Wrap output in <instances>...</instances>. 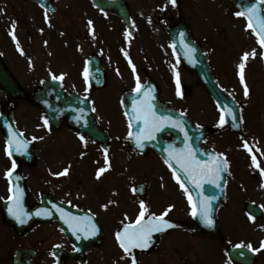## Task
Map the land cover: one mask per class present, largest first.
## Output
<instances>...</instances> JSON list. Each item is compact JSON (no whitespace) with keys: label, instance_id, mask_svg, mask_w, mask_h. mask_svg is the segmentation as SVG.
I'll return each instance as SVG.
<instances>
[{"label":"flooded vegetation","instance_id":"af4514ba","mask_svg":"<svg viewBox=\"0 0 264 264\" xmlns=\"http://www.w3.org/2000/svg\"><path fill=\"white\" fill-rule=\"evenodd\" d=\"M41 1L0 0V60L4 65L0 73V264H14L16 258L18 264H132V256L138 264H235L227 248L237 243L251 244L253 264H264V163L255 148L250 146L249 152L241 145L228 144L225 136L212 146L227 159L229 174L226 201L217 213L219 233L211 236L195 231L187 195L168 166L152 151L141 154L124 146L122 130L107 129L110 101H118L121 91L134 89L137 78L141 84L154 80L160 91L169 92L167 101L186 110V98L177 95L172 72L187 70L178 62L166 31L174 28L179 12L185 15V4L180 0L175 7L169 0H114L104 8L94 0ZM221 1L230 6L225 4L226 17L221 25L211 23L200 39L208 45L216 31L226 26L224 38L230 37L239 48L250 33L231 2ZM13 22L23 55L9 34ZM86 67L88 82L83 75ZM61 74L63 80L52 79ZM125 76L133 81L125 82ZM4 88L11 91L5 93ZM58 89L84 97L81 102L90 105L88 113L97 124L101 142L87 136L81 141V135L64 120L57 130L44 125L41 103L55 102L50 96ZM37 96L45 98L34 101ZM9 126L29 142L26 152L6 154ZM61 131L68 133L66 138H60ZM103 131L109 136L106 140ZM105 149L110 167L97 179L98 169L106 167ZM253 154L259 167L253 165ZM13 160L17 167L12 181L23 189V207L31 214L24 224L8 211L10 185L5 174ZM65 168L67 175H56ZM137 186L144 194L132 191ZM240 198L260 206L263 215L255 219L245 214L237 230L233 202ZM141 200L146 204L145 218L172 206L165 219L180 226L161 232L153 248L125 254L116 233L135 221ZM54 202L64 204L59 208L72 216L91 217L96 235L74 233L65 222L44 221L35 215L41 209L61 215Z\"/></svg>","mask_w":264,"mask_h":264},{"label":"snow or ice","instance_id":"6c2138e0","mask_svg":"<svg viewBox=\"0 0 264 264\" xmlns=\"http://www.w3.org/2000/svg\"><path fill=\"white\" fill-rule=\"evenodd\" d=\"M169 3L175 7L176 0H169ZM261 5H264V0H259V3H253L252 6L247 7L244 11H237L235 15L237 17H246L247 24L246 30L252 29L254 34L258 38V43L261 47H264V14L261 11ZM91 24V21H89ZM13 41L16 43L18 51L23 55V49L20 47L19 40L15 35V22L12 23L11 30L9 32ZM126 35H128L126 33ZM181 43L184 44L185 48V56L191 60L192 53L195 51L188 44L184 43V33H180ZM47 43V42H45ZM175 48V45L172 46ZM127 55V53H125ZM252 57H255V50L251 53ZM242 62L238 64L239 69V78L241 83L244 85V95L247 97L249 95V89L247 84L245 83V67L246 62L249 60V53L245 52L241 58ZM133 71H135V66L133 65ZM84 79L86 82L89 81L90 73L88 68L86 67L84 70ZM63 74L59 77L53 75V80H63ZM176 84H177V95H181L180 93V79L179 73H176ZM142 85L137 78L136 87L134 89L138 94L141 93ZM144 100H142L139 104L133 105V115L137 121H141L143 123V128L137 133L129 132V137L135 136L136 143L139 147H143L144 141H152L156 139V134L162 132L165 127L171 126L174 128H179L181 131H184L182 122L179 120H173L171 116L168 115H159L157 110L152 103L154 97L151 95L150 90H146L143 93ZM83 112V109L80 110ZM95 111V109H93ZM227 116L231 117L233 120V127H236V114L232 108H227ZM79 120L80 117H77ZM227 123L225 118V112L222 109L219 126L223 127ZM44 125H48V120L44 119ZM9 134L10 139L7 141L6 145V154L11 157L13 155V150L16 152H26L28 147V141L21 139L22 133L17 134L12 130L11 126H9ZM81 141H85V137L81 135L79 137ZM33 140L37 139L36 137L32 138ZM184 139L185 141H190V137L186 131H184ZM243 147L248 149L249 152L252 151L249 146L248 141H244ZM168 152V156L165 160V163L168 164L170 168L173 170L174 178L180 184V187L183 189L185 194L187 195V199L189 205L191 207L190 215L195 217H199L207 226H212L214 223L212 219V208L211 201L215 200L217 197H207L204 196L202 199L194 200L193 195L189 191L187 184L193 185L195 188L200 189L203 187L204 182H208L216 185V187H220L219 181L223 178L222 173L228 171V161L224 158L223 154H219V156H214L211 161H202L197 158L196 150L192 148L190 143H187L186 146L182 149H175L169 146L166 149ZM264 155V153H262ZM175 162L178 167H174L172 162ZM252 162L255 167H259V162L257 161V157L255 154L252 155ZM105 165L106 167H101L97 171V179L108 170L110 167V162L107 157V149H105ZM17 165L15 160L12 163V169L6 172V177L9 179V193L8 197L11 202V206L9 207V213L21 224L27 222V219L30 218V213H28L23 207V189L19 187L18 184H13L12 177L13 172L16 169ZM69 169L65 168L62 172L57 173L56 175H67ZM262 175H264V169H261ZM179 173H183V175L187 179H182ZM16 180H19V177H16ZM132 191L135 193L137 191H142L141 188L134 187ZM57 212L61 214V219L67 223L74 233L78 231H83L86 236L88 235H96L97 228L96 225L92 222V218L88 217L86 219L77 218L72 216L71 214L64 212L63 209L59 208L57 205H53ZM105 208L107 205L104 206ZM140 212L134 224L126 225L122 231H118L116 233V239L119 243V246L124 251L125 254H130L132 249H147L150 247L152 242V236L154 233L164 232L174 225L165 217L168 216V213L172 210V206H169L165 211L159 215L155 213H151L148 215L147 219H145L146 214V204L143 200L139 202ZM51 212L48 209L38 210L35 215L36 216H51ZM252 218V217H250ZM237 247H244L243 245H238ZM247 248L251 249V244L246 245ZM261 248H264V241L261 242ZM258 251V250H256ZM54 254V253H53ZM123 258V257H122ZM132 264H138L135 256H132Z\"/></svg>","mask_w":264,"mask_h":264},{"label":"rangeland","instance_id":"374dc122","mask_svg":"<svg viewBox=\"0 0 264 264\" xmlns=\"http://www.w3.org/2000/svg\"><path fill=\"white\" fill-rule=\"evenodd\" d=\"M187 1V0H184ZM188 3V2H187ZM203 3V1H202ZM197 7V9H196ZM206 9V8H205ZM187 19L190 23L196 25L193 26L197 35H199L198 30L201 26H204V16L202 11L199 10L198 6H187ZM218 12L221 14L222 18L224 17V11L218 5ZM215 15V14H214ZM207 23V22H206ZM226 26H221L222 32L215 36L214 42H211V45H214L213 50V64L215 66L214 74L216 76L219 84L231 95H233L241 104H242V115L243 118L246 119V126L248 124L247 130H245V137L249 144L253 146L257 151H259V155L264 150V81L262 79V73L260 70V63L257 57H252L250 55L253 50L257 53L259 50L258 45L256 46L255 41L250 40H242L239 44L240 47L236 48L234 46L233 41L230 37H227L228 40L224 37L227 36V32L225 31ZM221 35V37H220ZM217 38V39H216ZM222 38V39H221ZM222 41V42H221ZM219 43V45H218ZM223 43V44H222ZM218 47H216L217 45ZM230 46V49H226V45ZM224 45V46H223ZM247 47V48H246ZM245 48V49H244ZM241 50H248L249 55L251 56V67L245 70V83L249 89V95L245 97L244 95V85L241 83L239 78V69H233L231 67V62L235 59L238 52ZM241 53V52H240ZM258 54V53H257ZM249 56V57H250ZM179 79L187 83L191 87V93L187 96L184 101L187 104V107L191 113V115L197 118L200 122L212 123L215 120L216 108L209 97V95L205 92L204 89L198 85L195 81L192 74L189 72L183 71L179 73ZM169 92H166L164 89L162 90V94H165L162 97L169 98ZM109 94V93H108ZM110 97V95H109ZM164 98V99H165ZM110 101V100H109ZM112 105V111L115 113V121L119 126H123V130H126V121L123 116H121V111L119 105H117V101H110ZM192 108H197V111H193ZM189 113V114H190ZM255 116L256 118L253 119ZM109 116V113H108ZM253 119V120H252ZM251 121H253L251 125ZM252 129V131H251ZM60 138H66L67 133L61 132ZM256 135L258 137H255ZM263 163H264V155H263ZM242 198L237 199L233 202L234 209L239 212L240 201Z\"/></svg>","mask_w":264,"mask_h":264},{"label":"water","instance_id":"95a60500","mask_svg":"<svg viewBox=\"0 0 264 264\" xmlns=\"http://www.w3.org/2000/svg\"><path fill=\"white\" fill-rule=\"evenodd\" d=\"M233 1L236 4V6L239 7V9L241 11L246 10L247 7H250L253 4V3H251V4L246 3L243 0H233ZM263 49H264V47H263ZM186 64H187L188 68L193 70L194 72H196L198 78L205 83L207 91L214 98V100L217 103V105L219 106L220 110H222V109L224 110L225 118H226L229 126L234 131H238V128H239V108H238L236 102L231 97H229L225 93H223L221 91V89L216 84H214L209 66L205 60L204 55L202 53H200L199 48H198L196 55L192 56L191 60H189V58H187ZM141 95H143L142 91L139 94L137 92H135L130 97H128V95H125V97L123 99L124 111L127 115V118H128L129 124H130V128H131V132L134 134L143 128V123L141 121H137L133 115V105L139 104L142 100H144V98ZM152 97H154V99L152 100V103L154 104V106L157 110V113L159 115H168V116L171 115L173 120L181 121L183 128H184V131H186L188 133V135L191 139H190V141H185L184 131H181L179 128H174V127H171L169 125V126L165 127L162 132L157 133L156 139L149 141V144H147L146 146H149V147L155 149L156 152L159 155H161V157H163L164 160H166V158L168 156V152L166 151V149H168L169 146H171L172 148H175V149H182L186 146L187 143H190L192 148H194L196 150V155H197L198 159H200L202 161H209L207 158H205V156H207V153L205 151H203L201 147H202V141L205 140L214 130L212 128L206 127V126L196 127L195 125H193V123L190 119L181 118V116L175 114L174 110L171 111L169 109V107H167L166 105H164L162 102H160L158 100L157 96H152ZM229 107L232 108L236 114V121H235V123L237 124L236 127H233L232 118L227 116V114H226L227 108H229ZM165 134H173L174 137L170 141H165L162 139L163 135H165ZM129 144L132 146H138L136 143L135 136L129 137ZM172 163H173L174 167H178V165H176L174 161ZM179 174L181 175L182 179H187L183 175V173H179ZM219 184H220L219 194L217 193V191L211 190V188L214 189V187H216V185L209 184L208 182H204L203 187L200 189L195 188L190 183L187 184V186L189 188H193V194L192 195H193L194 200L201 199L202 191H204L205 196L213 197L216 194V195H219V198L221 199L222 195H223V189H224L223 179H221L219 181ZM215 208H217L216 203H215L214 209ZM249 210H251V209H249ZM196 224L198 225V227L201 230H206L209 228V226H207L199 217H196ZM231 251H232V253H234V252H236V254L238 253L237 252L238 249H232ZM232 258H234V255H232ZM236 260L238 261V259H236Z\"/></svg>","mask_w":264,"mask_h":264}]
</instances>
